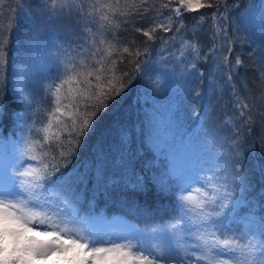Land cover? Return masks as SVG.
<instances>
[{
	"label": "snow or ice",
	"instance_id": "obj_1",
	"mask_svg": "<svg viewBox=\"0 0 264 264\" xmlns=\"http://www.w3.org/2000/svg\"><path fill=\"white\" fill-rule=\"evenodd\" d=\"M157 3L41 0L34 15L28 0H0V8L7 4L11 14L8 34L0 39V84L7 80L11 35L20 21L29 28L28 47L14 62L9 89L19 105L12 113L16 138L5 139L0 129V140L11 149L0 176V264H264V190L250 198L253 185L244 168L257 141L264 155V46L250 53L260 54L256 92L247 82L234 86L233 72L244 61L238 55L231 59L242 35L253 45L257 37L264 39V6L257 12L250 3L237 12L238 0ZM188 13H199L191 27ZM57 24L63 27L62 38L59 32L51 35ZM129 25L145 38L143 47L121 36ZM45 28L51 30L47 35ZM125 62L131 72L120 70ZM201 63L215 66L214 92L215 81L226 77L233 115L213 130L215 120L204 109L192 133L179 131L171 109L163 120L153 115L146 143L166 156V170L146 177L128 175L126 166L121 177L133 191L151 183L158 194L175 197L173 215L145 229L100 227L103 221L93 209L105 171L74 161L135 80L145 96L178 91L177 80L186 84L197 74L205 77ZM6 103L0 89V120ZM236 124L243 127V138L240 129L223 131ZM90 173L95 184L85 201Z\"/></svg>",
	"mask_w": 264,
	"mask_h": 264
},
{
	"label": "trees",
	"instance_id": "obj_2",
	"mask_svg": "<svg viewBox=\"0 0 264 264\" xmlns=\"http://www.w3.org/2000/svg\"><path fill=\"white\" fill-rule=\"evenodd\" d=\"M15 2L16 0H12V3ZM40 2L41 0H28V3L33 5L32 13L34 15L39 12L37 5ZM159 2H167V0H158L157 7ZM238 3L241 7L238 10L233 8V11L242 12L250 3L256 6L257 11L260 10L261 6H264V0H238ZM212 11L213 9L201 10L205 14ZM152 15H155V12H149L148 16ZM186 15L187 24L191 27L199 13ZM148 16L143 19L142 26L144 27H147L149 23ZM130 19L138 22L140 18L133 16ZM10 20L11 14L7 11V4H5L3 8H0V39L8 34ZM19 23L20 26L14 30L8 45V65L5 73L7 80L0 84V89H3L7 101L5 115L0 120V129H3L2 135L5 139L16 138L12 136V133L16 131L13 126L12 113L19 110V105L9 95V89L14 62L18 56L24 54L28 47L29 28L23 21ZM136 26H141V23L138 22ZM122 27L125 26L122 25ZM55 28L56 31L51 32V35L55 37L56 33L59 32L62 38L63 27L57 24ZM127 28V32H121L125 42L135 38L137 45L143 47L145 38L135 33L130 25ZM43 31L47 35L51 30L45 28ZM157 35L163 34L157 33ZM168 35L171 36V33ZM201 39L206 42L205 37L202 36ZM160 44L161 42L158 40L154 45L157 52ZM241 49H246V47L238 40L231 59L234 62L235 56L238 55L244 64L233 72L234 86L240 89L242 84L247 82L252 91L256 92L261 87L259 80L256 79V68L249 64L250 56ZM200 68L206 72L205 77L201 78L197 74L186 84L182 83L183 78L177 80L175 85L178 87V91L166 90L145 96L140 89L141 81L135 80L122 97H117L118 103L113 102L116 106H110V111L98 125L96 134L91 138L88 146L81 151L80 160L74 161V164L82 162L96 165L105 171V180L96 195L93 209L95 216L103 221L100 226L106 225L113 217H117L124 221L123 227L132 226L145 229L161 225L173 215L175 197L158 194L155 186L151 183H147L146 189L143 191H133L130 187H125L121 177L125 174L126 166L128 175H144L146 177L166 170L168 166L166 156L154 152L146 143V135L153 115L157 120H163L169 115V109H171L172 112L177 113V124L181 133H192L198 130L201 123L199 115L204 109H207L215 120L212 125L213 130L220 127L227 117L233 115L231 87L224 82L226 77L224 80L217 79L215 81L214 96L211 93L212 96L208 98L205 91L206 78L214 74L215 71H212L215 66L201 63ZM120 70L131 72V65L125 62V64L120 65ZM193 83L197 84L198 88L196 86L191 87ZM237 129H240L241 138H243L244 129L240 124H236L234 127H225L223 131L234 133ZM256 131L259 133V126H257ZM118 134L121 138L120 141L116 138ZM206 134L207 132L202 135ZM9 157H11L10 147L3 140H0V158L7 160ZM148 162L152 163L151 168L146 166ZM244 168L253 185L250 198H259V193L264 190V155H261L258 141L255 153H250L247 156ZM81 170L83 171V168ZM94 184V175L90 173L87 190L84 193L85 201L91 199ZM87 207V203H85L83 205L84 210H87Z\"/></svg>",
	"mask_w": 264,
	"mask_h": 264
},
{
	"label": "rangeland",
	"instance_id": "obj_3",
	"mask_svg": "<svg viewBox=\"0 0 264 264\" xmlns=\"http://www.w3.org/2000/svg\"><path fill=\"white\" fill-rule=\"evenodd\" d=\"M257 12H259V9H258ZM258 38L259 37H257L256 44H254V45L250 44L249 42H246V35H242L241 38H240V41L246 47V49H241V51L246 52L247 55L250 56V59H249L250 63L249 64L253 65L254 68H256L258 63H259L260 54H259V51H256V55H255V58H254L252 55H250V53H252L254 51V49L259 48L261 46H264V39H258ZM199 67H200V65H199ZM214 71H215V69L212 72H214ZM214 74H215V72H214ZM213 75L208 77V78H206L207 86L205 88V91H206V95L208 96V98L211 97L213 95V93H214L213 87H210V81H212ZM193 86H196V88H198L197 84L193 83L191 87H193ZM214 88H216V86ZM211 93H212V95H211ZM116 138H117L118 141L121 140V138L119 137V134L117 135ZM114 139H112V140H114ZM10 159H11V157H9V159H7V160H3V159L0 158V176L3 175L5 167L10 162ZM123 226H124V221L122 220V218L113 217L110 221H108V223L106 225H104V226L102 225L100 227L119 229V228H123Z\"/></svg>",
	"mask_w": 264,
	"mask_h": 264
}]
</instances>
